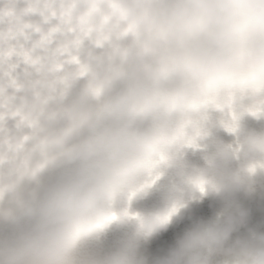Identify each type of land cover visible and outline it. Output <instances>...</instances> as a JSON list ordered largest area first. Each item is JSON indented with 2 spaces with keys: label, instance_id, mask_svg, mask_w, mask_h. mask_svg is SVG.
<instances>
[{
  "label": "clouds",
  "instance_id": "clouds-1",
  "mask_svg": "<svg viewBox=\"0 0 264 264\" xmlns=\"http://www.w3.org/2000/svg\"><path fill=\"white\" fill-rule=\"evenodd\" d=\"M0 264H264V0H0Z\"/></svg>",
  "mask_w": 264,
  "mask_h": 264
}]
</instances>
